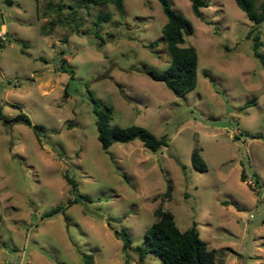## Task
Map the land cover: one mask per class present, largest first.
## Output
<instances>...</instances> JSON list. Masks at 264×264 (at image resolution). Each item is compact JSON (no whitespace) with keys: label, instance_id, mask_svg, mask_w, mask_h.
Masks as SVG:
<instances>
[{"label":"rangeland","instance_id":"374dc122","mask_svg":"<svg viewBox=\"0 0 264 264\" xmlns=\"http://www.w3.org/2000/svg\"><path fill=\"white\" fill-rule=\"evenodd\" d=\"M6 1L0 264H84L83 254L94 264H162L136 251L160 204L181 231L196 226L216 264H264V66L235 0H205L202 18L189 0H168L195 29L186 45L198 51V84L183 97L146 75L171 63L158 0H124L123 15L83 0ZM256 2L258 11L264 0ZM100 13L112 19L95 26ZM260 30L264 44V22ZM88 89L113 107V125L145 127L169 146L151 151L134 140L104 151ZM16 106L40 126V138L13 121ZM196 148L206 172L192 166ZM169 185L172 197L163 198ZM81 195L90 200L73 203ZM122 233L132 241L127 254Z\"/></svg>","mask_w":264,"mask_h":264},{"label":"trees","instance_id":"16d2710c","mask_svg":"<svg viewBox=\"0 0 264 264\" xmlns=\"http://www.w3.org/2000/svg\"><path fill=\"white\" fill-rule=\"evenodd\" d=\"M89 5H107L112 4L120 15L124 13V0H83ZM162 11L167 18V22L162 27V36L166 43L167 51L171 57V63L164 71L150 69L146 75L153 81L162 82L177 97H183L188 92L193 91L198 84V64L199 55L195 47L186 45V36L194 34V26L182 14L175 11L168 0H158ZM192 5L193 14L197 18H202L201 9L208 6L205 0H189ZM257 0H235L238 7L246 13L252 22V28L247 34V38L252 40V53L264 66V53L262 52L263 41L261 24L264 22V3L257 11ZM112 19L111 13H100L97 16L95 26L102 22H109ZM152 45H157L156 42ZM61 69L71 74L73 71L61 66ZM88 98L92 105L94 122L98 132V140L104 151L115 143H130L139 140L145 148L151 151H158L163 147H168L169 142L166 136L158 137L151 133L147 128L137 125L121 127L111 123L113 107L100 102L94 94L88 89ZM248 101L246 105L253 103ZM21 112L13 121L23 123L32 128L37 137L40 138V126L33 124L28 115L22 112L20 106H16ZM192 166L200 171H208V166L200 154V149L196 148L191 157ZM245 176V175H243ZM244 178V177H243ZM65 179L72 186L74 191H78L76 182L68 175ZM244 181V180H243ZM172 185L167 187L163 198L171 199ZM81 199L90 200L87 196H77L73 203ZM155 222L145 232L144 244L138 246L136 251L139 259L144 261L149 253L161 258L162 264H216V251L209 250L206 242L200 237L199 232L194 225L186 231H181L177 226L175 216L171 210L165 209L160 204L154 211ZM118 237L124 242L123 252L127 254L132 246L131 238L126 234H118ZM84 264H94L93 256L83 254ZM128 263V260H126Z\"/></svg>","mask_w":264,"mask_h":264},{"label":"built area","instance_id":"2783aa9c","mask_svg":"<svg viewBox=\"0 0 264 264\" xmlns=\"http://www.w3.org/2000/svg\"><path fill=\"white\" fill-rule=\"evenodd\" d=\"M7 41V33L3 27L2 29H0V44H5Z\"/></svg>","mask_w":264,"mask_h":264},{"label":"water","instance_id":"95a60500","mask_svg":"<svg viewBox=\"0 0 264 264\" xmlns=\"http://www.w3.org/2000/svg\"><path fill=\"white\" fill-rule=\"evenodd\" d=\"M7 5H11V2L9 0L6 1Z\"/></svg>","mask_w":264,"mask_h":264}]
</instances>
